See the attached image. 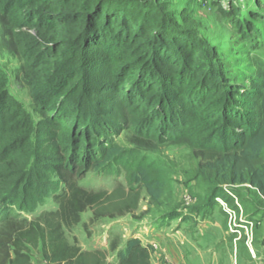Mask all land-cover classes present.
I'll use <instances>...</instances> for the list:
<instances>
[{
  "label": "trees",
  "instance_id": "trees-1",
  "mask_svg": "<svg viewBox=\"0 0 264 264\" xmlns=\"http://www.w3.org/2000/svg\"><path fill=\"white\" fill-rule=\"evenodd\" d=\"M172 3L0 0L8 43L22 60L20 77L37 110L52 113L40 127L48 129L51 153L30 162L26 150L38 126L9 95V78L0 67V204L6 205H0V264H30L28 250L38 245L49 264H152L149 246L134 236L122 244L112 241L105 251L83 250L64 235L87 209L91 221H99L136 210L142 188L160 197L155 170L135 155L124 160L127 152L112 143L123 125L133 127L132 140L142 146L150 143L147 135L164 143L199 130L197 154L208 166L264 197V70L242 100L220 47L199 37L188 8L178 12ZM230 6L232 13L220 9L230 16L241 12ZM237 20L242 37L254 40L248 27L256 31L255 26ZM64 141L69 144L62 148ZM120 165L127 188L90 191L76 181L89 169L111 174ZM50 173L65 185L54 194L57 209L17 220L10 205L26 207L28 193ZM108 251L116 261L107 260Z\"/></svg>",
  "mask_w": 264,
  "mask_h": 264
},
{
  "label": "rangeland",
  "instance_id": "rangeland-1",
  "mask_svg": "<svg viewBox=\"0 0 264 264\" xmlns=\"http://www.w3.org/2000/svg\"><path fill=\"white\" fill-rule=\"evenodd\" d=\"M231 3L239 6L241 12L230 16L221 11L220 8L232 13ZM171 8L178 12L189 9L191 17L199 24V37L220 47L225 68L234 74L241 99L247 100L243 94L255 88L252 79L264 70V0H173ZM238 18L255 26L256 31L248 27L254 39L251 42L242 37L236 24ZM8 41V32L0 19V67L9 78L8 93L23 105L38 126L26 150L31 162L51 153L48 129L40 131V127L43 128L42 122L52 113L42 115L37 110L20 77L22 60ZM55 123L60 124L58 120ZM121 128L110 134L112 143L127 152L124 160L135 155L155 170L161 182L160 197L155 200L142 188L136 210L99 221H91V209L85 210L76 225L64 228L69 243L83 250L107 251L112 241L122 244L135 235L142 244L153 242L157 246L150 256L152 264H264V197L247 183H229L208 166L207 160L197 154L196 144L202 138L199 130L192 128L181 140L164 143L147 135L144 139L150 143L142 146L132 140L133 127L123 125ZM152 128L151 132L156 135L157 129ZM55 132L54 135L59 132L57 128ZM68 144L64 141L60 147ZM37 145L38 150L34 151ZM126 174L123 165L111 174L89 169L76 181L90 191L110 192L121 185L129 186ZM47 176L41 178L42 185L28 193L26 207L10 205L12 215H18L17 220H31L42 211L57 209L54 194L62 192L65 185L55 174ZM42 250L41 245L29 248L30 264H49ZM107 260L116 261L115 253L108 251Z\"/></svg>",
  "mask_w": 264,
  "mask_h": 264
},
{
  "label": "built area",
  "instance_id": "built-area-1",
  "mask_svg": "<svg viewBox=\"0 0 264 264\" xmlns=\"http://www.w3.org/2000/svg\"><path fill=\"white\" fill-rule=\"evenodd\" d=\"M134 237H136L135 235H133ZM139 238V237H138ZM140 239V238H139ZM141 240V239H140ZM144 245H148L149 246V251H150V254L155 250V248L157 247L153 242H148Z\"/></svg>",
  "mask_w": 264,
  "mask_h": 264
}]
</instances>
